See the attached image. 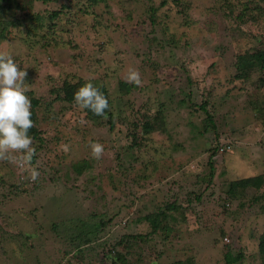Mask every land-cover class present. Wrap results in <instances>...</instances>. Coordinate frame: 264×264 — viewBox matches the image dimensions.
<instances>
[{"label": "rangeland", "instance_id": "1", "mask_svg": "<svg viewBox=\"0 0 264 264\" xmlns=\"http://www.w3.org/2000/svg\"><path fill=\"white\" fill-rule=\"evenodd\" d=\"M30 5L44 26L26 34L2 8L0 52L38 101L40 176L0 161V264H226V252L262 264L264 185L227 188L264 178V0ZM130 69L140 86L126 82ZM88 82L108 99L107 119L76 106ZM91 143L104 146L99 160ZM169 202L176 218L153 233L143 215Z\"/></svg>", "mask_w": 264, "mask_h": 264}, {"label": "clouds", "instance_id": "2", "mask_svg": "<svg viewBox=\"0 0 264 264\" xmlns=\"http://www.w3.org/2000/svg\"><path fill=\"white\" fill-rule=\"evenodd\" d=\"M26 76L27 72L21 70L10 54L0 52V161L16 164L22 172L29 173L28 179L36 182L40 173L31 166L36 148L29 135L34 124L31 119V100L26 95ZM126 82L140 86L142 81L138 70L130 69ZM73 99L79 109L107 119L108 99L92 83L79 87ZM90 148L92 158L99 160L104 153V146L91 143ZM64 150L67 151L66 145Z\"/></svg>", "mask_w": 264, "mask_h": 264}, {"label": "trees", "instance_id": "3", "mask_svg": "<svg viewBox=\"0 0 264 264\" xmlns=\"http://www.w3.org/2000/svg\"><path fill=\"white\" fill-rule=\"evenodd\" d=\"M30 1L34 2L37 0H27L25 2H24V0H0V10L4 7H7V8L13 7L14 8V12L16 14V20L15 21L20 23V25L23 27V29H25L26 34L32 29L35 30L38 27L42 28L44 26V24L42 23L44 16L41 17L39 13L31 11V5L30 4L32 2H30ZM56 15H57V11L53 10V11L48 13L47 18L50 20V19H53ZM7 32H8V29L6 28V24L1 25L0 26V37H3L5 35V33H7ZM257 57L261 62L264 63V52L263 51H260L257 54ZM71 88L72 87L66 88V96H67V94L68 95L73 94V91H70ZM37 104H38V101L36 99H32L31 119L33 121V124L35 121L34 107ZM87 112L89 114H92L88 110H87ZM109 122L112 123L111 119H109ZM143 127L147 131L152 129V125L149 124V122H147V121H145L143 123ZM29 135L32 137H38L39 138V133H38V130L35 127V125L33 128H31L29 130ZM262 185H264V178H263L262 174L234 179V180H231L229 182V186L227 188V196H234L238 192V189H241V188L242 189L250 188V187L259 188ZM263 191H264V188H263ZM178 210H180V208L178 206H176L174 203L169 202L164 207H157L156 209H153L150 212H147L146 214L143 215V218L147 222L150 223L151 231L153 233H155L156 231H159V228L165 227V226H161L162 225L161 222L163 221V219L164 220L166 218L167 219L168 218L175 219L176 217L174 218L173 215H175L174 212H178ZM132 236L137 237L140 235H132ZM257 248H258V252L261 256V263L264 264V230L258 236ZM238 256L239 257H237V260L239 258L240 259L242 258L241 254ZM224 258H225L226 264H233L235 262V260L231 261L230 256L228 255L227 252L224 254ZM170 264H194V262L192 259L187 258L184 260V262L180 260L177 262L176 261L172 262Z\"/></svg>", "mask_w": 264, "mask_h": 264}]
</instances>
